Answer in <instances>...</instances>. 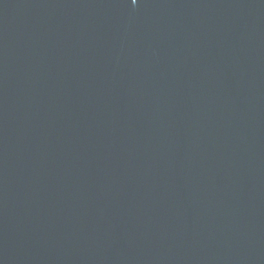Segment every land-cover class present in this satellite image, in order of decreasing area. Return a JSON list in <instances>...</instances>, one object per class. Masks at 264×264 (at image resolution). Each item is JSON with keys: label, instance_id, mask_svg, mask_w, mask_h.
<instances>
[{"label": "water", "instance_id": "water-1", "mask_svg": "<svg viewBox=\"0 0 264 264\" xmlns=\"http://www.w3.org/2000/svg\"><path fill=\"white\" fill-rule=\"evenodd\" d=\"M0 264H264V0H0Z\"/></svg>", "mask_w": 264, "mask_h": 264}]
</instances>
